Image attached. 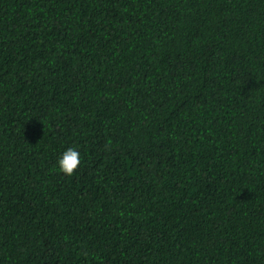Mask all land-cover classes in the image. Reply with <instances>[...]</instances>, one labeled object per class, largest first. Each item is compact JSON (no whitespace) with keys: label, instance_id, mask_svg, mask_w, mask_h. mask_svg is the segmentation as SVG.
<instances>
[{"label":"trees","instance_id":"1","mask_svg":"<svg viewBox=\"0 0 264 264\" xmlns=\"http://www.w3.org/2000/svg\"><path fill=\"white\" fill-rule=\"evenodd\" d=\"M0 264H264V0H0Z\"/></svg>","mask_w":264,"mask_h":264},{"label":"clouds","instance_id":"2","mask_svg":"<svg viewBox=\"0 0 264 264\" xmlns=\"http://www.w3.org/2000/svg\"><path fill=\"white\" fill-rule=\"evenodd\" d=\"M81 163V153L75 147L66 148L57 158V167L65 175H72Z\"/></svg>","mask_w":264,"mask_h":264}]
</instances>
